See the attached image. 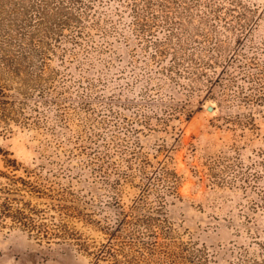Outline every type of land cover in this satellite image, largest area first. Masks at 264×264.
Instances as JSON below:
<instances>
[{"label": "rangeland", "instance_id": "374dc122", "mask_svg": "<svg viewBox=\"0 0 264 264\" xmlns=\"http://www.w3.org/2000/svg\"><path fill=\"white\" fill-rule=\"evenodd\" d=\"M58 1L0 0L7 54L28 50L0 188L6 160L35 173L48 197L28 199L49 220L63 205L79 248L0 229V264H94L128 244L122 217L147 264L262 262L264 0Z\"/></svg>", "mask_w": 264, "mask_h": 264}, {"label": "trees", "instance_id": "16d2710c", "mask_svg": "<svg viewBox=\"0 0 264 264\" xmlns=\"http://www.w3.org/2000/svg\"><path fill=\"white\" fill-rule=\"evenodd\" d=\"M46 1L47 0H40L41 3H45ZM64 1L65 0L58 1V3H56V9L59 13H62L65 18H67L68 15L71 17L70 9L64 6ZM68 1L74 5L80 2V0ZM134 2L136 3V0H134ZM142 2L149 4L151 0H142ZM77 11H79V9ZM81 14L74 16V19H76L77 24L80 26L83 23L80 17ZM0 45V125H3L2 129L6 130L5 128L9 125L10 121L17 122L21 116L25 115L24 111L27 105L18 100L17 96L20 95V88H13V83L15 80H19L21 76L24 66L22 62L28 50L21 47L17 48L14 54H7L10 45L3 40L0 41ZM214 82L215 81L210 82L211 86L215 84ZM212 89L213 88H211L209 92H211ZM13 91L17 92V94L14 95ZM261 100L262 98H256V102ZM218 116L219 112L217 114V117ZM24 118L26 117L24 116ZM6 164L12 169V175L6 177L8 183L0 188V229L8 228L9 230H18L38 242L45 241L49 243L52 240H56L57 244L62 246H65V244H72L79 248V244H76L79 241L77 233L73 232L62 220L64 217L62 216V211L68 210L63 207V205L60 206L58 204L57 207L60 211L59 220L56 221L53 217L49 220L46 216V211L38 209L37 206L32 204L31 200L28 199L34 198L35 200H42L48 197L47 194L42 192V188L39 185L31 181V177L37 175L34 173L32 176L27 175L26 178L17 177L15 173L19 171V165L14 160H6ZM52 207L56 208L54 205ZM65 215L67 218L70 217L68 214ZM130 222L132 223V221ZM135 222L139 223L141 220L136 219ZM126 224H129L126 218L122 217L118 219L111 230L110 238L111 240H117L125 236L129 239V242H127L128 244L123 245L120 242L116 250H113V252L111 251L112 253L107 252L108 257L98 254L94 264H98L99 261H102L100 259H104L111 264L148 263L145 261V254L152 255V244L139 239V237L135 235L134 230H129ZM147 224H149V220L146 219L145 225ZM123 239L126 240L125 238ZM169 262L171 263L172 260ZM249 264H264V257L262 262L253 259Z\"/></svg>", "mask_w": 264, "mask_h": 264}, {"label": "water", "instance_id": "95a60500", "mask_svg": "<svg viewBox=\"0 0 264 264\" xmlns=\"http://www.w3.org/2000/svg\"><path fill=\"white\" fill-rule=\"evenodd\" d=\"M205 110H206V112H208V113H214V107L213 106H210V105H208V106H206V108H205Z\"/></svg>", "mask_w": 264, "mask_h": 264}]
</instances>
